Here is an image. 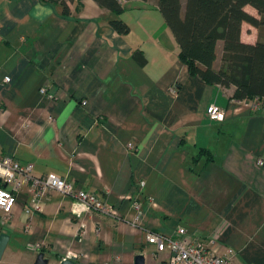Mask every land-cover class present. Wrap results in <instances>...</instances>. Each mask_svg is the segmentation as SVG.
Here are the masks:
<instances>
[{"label":"crops","instance_id":"0c3cea01","mask_svg":"<svg viewBox=\"0 0 264 264\" xmlns=\"http://www.w3.org/2000/svg\"><path fill=\"white\" fill-rule=\"evenodd\" d=\"M69 5L65 16L61 3L0 0V156L73 181L117 214L79 218L73 197L57 191L29 210L25 184L6 224L0 210V234L10 236L0 264H35L41 251L48 264L69 255L134 264L139 253L147 264V233L180 226L215 235L220 253L236 251L235 264H264V103L191 75L156 0H123L119 16L95 0ZM115 17L128 33L112 27ZM257 35L242 24V40ZM210 104L222 120L208 117Z\"/></svg>","mask_w":264,"mask_h":264},{"label":"trees","instance_id":"16d2710c","mask_svg":"<svg viewBox=\"0 0 264 264\" xmlns=\"http://www.w3.org/2000/svg\"><path fill=\"white\" fill-rule=\"evenodd\" d=\"M43 1L61 3L63 14L70 16L69 2L76 0ZM95 1L116 16L125 10L123 0ZM156 3L178 45V58L191 75L199 76L207 84L233 86L234 99L264 101V0H156ZM246 5L252 6L257 15L248 12ZM244 22L257 29L254 42L242 40ZM110 23L122 34L130 31L129 24L119 17L112 18ZM161 264L167 262L163 260Z\"/></svg>","mask_w":264,"mask_h":264},{"label":"built area","instance_id":"2783aa9c","mask_svg":"<svg viewBox=\"0 0 264 264\" xmlns=\"http://www.w3.org/2000/svg\"><path fill=\"white\" fill-rule=\"evenodd\" d=\"M6 80L9 81L10 77H6ZM171 91L175 92L176 89L172 87ZM42 92H46V88H42ZM255 101L264 103L259 99H255ZM256 106L257 104L254 105V107ZM206 111L212 120H222L225 115L224 110L215 104L208 105ZM129 148H134L132 143L129 144ZM257 163L263 166L264 159L259 158ZM25 184H29L30 187L29 210H41L42 198L57 191L73 197L71 210L79 218L89 212H98L104 215L117 214L116 208L103 201L97 193L84 189L78 190L73 181L57 174H35L33 163H22L14 156L4 155L0 156V210L3 212V223L8 222L17 202V194ZM145 184V180H141L138 187L143 188ZM134 207L140 210L141 202L135 200ZM84 232H86L85 229L82 230V233ZM146 240L154 245V254L161 251L168 252L167 264H235L236 251L227 247L224 253H220L215 235L198 238L189 235L186 229L180 226L171 235L149 231ZM35 248L41 250L43 243H36Z\"/></svg>","mask_w":264,"mask_h":264},{"label":"water","instance_id":"95a60500","mask_svg":"<svg viewBox=\"0 0 264 264\" xmlns=\"http://www.w3.org/2000/svg\"><path fill=\"white\" fill-rule=\"evenodd\" d=\"M9 234L6 232H2L0 234V259L2 258L4 251L7 247V243L9 241ZM49 259L45 257V253L43 251L39 252L35 261V264H48ZM60 264H76V258L74 256L67 257L61 261ZM134 264H146V258L143 253H139L135 256Z\"/></svg>","mask_w":264,"mask_h":264},{"label":"rangeland","instance_id":"374dc122","mask_svg":"<svg viewBox=\"0 0 264 264\" xmlns=\"http://www.w3.org/2000/svg\"><path fill=\"white\" fill-rule=\"evenodd\" d=\"M218 51L219 52L221 51V47L218 48ZM219 61H220V55L218 56V62ZM164 252L165 251L158 252L157 255L153 254L152 245L147 246L146 248L147 264H161L160 255L164 254Z\"/></svg>","mask_w":264,"mask_h":264}]
</instances>
